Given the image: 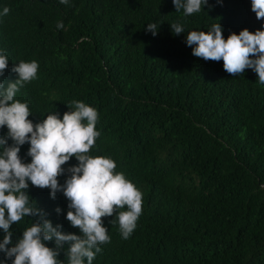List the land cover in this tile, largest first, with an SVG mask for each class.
I'll return each mask as SVG.
<instances>
[{"label": "trees", "instance_id": "1", "mask_svg": "<svg viewBox=\"0 0 264 264\" xmlns=\"http://www.w3.org/2000/svg\"><path fill=\"white\" fill-rule=\"evenodd\" d=\"M4 7L0 52L9 63L0 81L18 79L12 69L20 61H37V78L15 97L28 103L29 119L40 123L55 111L62 119L73 101L93 107L100 136L88 154L112 159L143 194L128 239L111 223L115 215L103 218L110 242L92 264H264V84L252 69L232 76L222 60L194 57L186 44L189 32L216 23L225 40L244 29L264 31L251 0H208L190 16L172 0H0V13ZM151 23L155 36L146 30ZM173 23L184 32L175 35ZM7 133L0 129V138ZM29 147L20 149L25 163ZM75 165L73 157L63 166L61 185ZM28 195L53 226L80 235L66 219L62 192L51 199L49 189L29 182ZM39 220L13 224L7 247ZM4 235L0 229V243ZM67 251L65 244L63 264ZM0 264H12L4 252Z\"/></svg>", "mask_w": 264, "mask_h": 264}, {"label": "clouds", "instance_id": "2", "mask_svg": "<svg viewBox=\"0 0 264 264\" xmlns=\"http://www.w3.org/2000/svg\"><path fill=\"white\" fill-rule=\"evenodd\" d=\"M67 5L69 0H59ZM220 2V0H218ZM179 12L185 16L198 13L208 4V0H172ZM251 10L257 20L264 19V0H251ZM10 9L4 7L0 15H7ZM175 35L184 32L181 24L170 25ZM63 27V23L57 25ZM148 32L157 35L158 25H147ZM187 46L192 55L205 61H223L224 71L232 76L252 69L259 83L264 84V31L254 33L247 29L238 35L232 33L225 40L219 23L212 25L208 32L191 31L186 37ZM194 46V47H193ZM8 57L0 52V77L8 69ZM39 64L20 61L12 69L18 75L14 82L7 85L0 81V129L7 127L8 133L0 138V229L5 233L0 243V252L12 264H63L58 259L60 249L68 245L66 253L68 264H92L101 245L110 242L108 229L103 226V218L115 215L123 239L134 232L142 214L143 194L123 173L115 172L116 163L107 157L89 155L100 132L96 131L98 112L83 102L73 101L75 110L68 111L60 118L58 112L47 115L40 123H33L32 113L27 102L15 99L20 88L37 78ZM13 143L8 144V140ZM29 144L27 155L30 163H25L19 153L21 146ZM73 157L78 165L67 169L69 173L65 183H59V177L65 174V168ZM29 182L40 189H49L51 199L62 192L69 201L67 221L80 235L64 233L62 225L53 226L46 218L47 214L37 206H32L28 195ZM127 206V211H120ZM61 212L60 208L56 209ZM39 216L27 228L14 246L12 243L13 224L24 217ZM55 241V247L46 246V242ZM14 258V259H13Z\"/></svg>", "mask_w": 264, "mask_h": 264}]
</instances>
